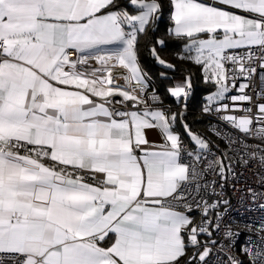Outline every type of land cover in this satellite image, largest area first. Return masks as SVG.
<instances>
[{"label":"snow or ice","instance_id":"snow-or-ice-1","mask_svg":"<svg viewBox=\"0 0 264 264\" xmlns=\"http://www.w3.org/2000/svg\"><path fill=\"white\" fill-rule=\"evenodd\" d=\"M164 3L0 0V264H264V218L237 255L224 196L256 165L240 191L264 212V0H167L202 113L237 134L214 128L219 154L187 124L192 74L165 83L167 41L163 92L140 63Z\"/></svg>","mask_w":264,"mask_h":264},{"label":"trees","instance_id":"trees-1","mask_svg":"<svg viewBox=\"0 0 264 264\" xmlns=\"http://www.w3.org/2000/svg\"><path fill=\"white\" fill-rule=\"evenodd\" d=\"M172 26L169 20V8L167 0L164 3V14L163 18L159 21L156 29L150 31L147 35L140 37L139 42V59L144 68V70L151 77L153 84L157 87H160L162 82L160 80V73L165 71L156 60H154L150 53L149 49L153 47L159 39H165L167 41V46L158 47L160 56L165 59L166 63L175 65V70H168V75L174 77L173 81L165 82L167 84H174L177 79L186 77L189 73L192 74V86L193 91L190 99L188 100L187 110L185 115L187 117V122L194 129L195 133H203L208 135L209 139L213 140L214 137L208 133L207 124L208 117L201 115V106L204 103V97L212 89L211 84L205 83L201 78V69L195 66L194 64L185 62L177 58V54L181 51V45L176 41L172 40L167 35L168 28ZM161 92H163V87H160ZM171 99H164L165 105L171 104L169 102ZM169 103V104H166ZM188 138L187 136H184Z\"/></svg>","mask_w":264,"mask_h":264},{"label":"built area","instance_id":"built-area-1","mask_svg":"<svg viewBox=\"0 0 264 264\" xmlns=\"http://www.w3.org/2000/svg\"><path fill=\"white\" fill-rule=\"evenodd\" d=\"M115 73H113L114 77H122L125 73L120 72L118 70H123L121 68H116ZM123 83V81H120ZM257 87L264 89V81L255 80L253 82ZM151 91V89L149 90ZM199 113L202 115V111H199ZM205 115V114H203ZM208 117V124H207V130L210 135L214 137L213 140L209 139L208 135H205L201 132L200 134L202 137L207 138L212 142L214 145L213 151L216 152V154H219L217 150L220 151H227V144L226 141L218 137L215 134L214 128L215 127H221L225 134H228L229 132L232 133L233 136H236L237 134L235 132H232L230 128L224 127V125L219 124L217 120H215L213 117H210L208 115H205ZM185 146L191 147V144L189 141L184 140ZM238 172H243V179L241 182L236 183L235 187H233L232 182L230 181L229 184L226 186L224 190V196L226 199L230 201V205L228 207L227 214L225 216V220H231L232 224V230L234 232H239L240 236L236 243V249L237 255H239V248L245 243L247 238L251 235L252 239H256L255 233H250L246 225L249 222H256L260 220L261 218H264V212H261L259 209H257L254 205H250L246 194L242 193L240 189H246L248 185H255V173L257 171V166L252 165L250 168H238ZM198 218V217H197ZM243 259V257H241Z\"/></svg>","mask_w":264,"mask_h":264},{"label":"crops","instance_id":"crops-1","mask_svg":"<svg viewBox=\"0 0 264 264\" xmlns=\"http://www.w3.org/2000/svg\"><path fill=\"white\" fill-rule=\"evenodd\" d=\"M141 63V62H140ZM142 65V64H141ZM143 67V66H142ZM144 69V68H143ZM115 71L116 70H114L113 71V73H115ZM118 71H120V72H124V70H118ZM185 78V77H184ZM184 78H180V79H177L175 82H178V81H182V80H184ZM212 86V85H211ZM212 89L209 91V93H207V95L208 94H210L212 91H214V88L213 87H211ZM169 102H171V104H169V103H166V104H169L171 107H172V109H173V111H175L176 110V106L172 103V100H169ZM187 124L189 125V123L187 122ZM190 126V125H189ZM191 127V126H190ZM191 129H192V131L195 133V131H194V129L191 127ZM178 131H181L182 132V130L181 129H178ZM186 136V135H185ZM150 139H153V140H155V141H159V139H160V137L156 134V133H150ZM183 140H186V141H189V138H185L184 136H183ZM190 142V141H189Z\"/></svg>","mask_w":264,"mask_h":264}]
</instances>
